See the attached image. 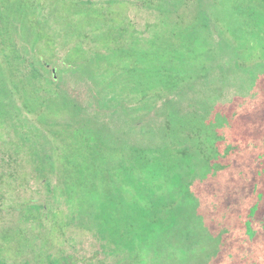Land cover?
I'll return each instance as SVG.
<instances>
[{
	"label": "trees",
	"instance_id": "obj_1",
	"mask_svg": "<svg viewBox=\"0 0 264 264\" xmlns=\"http://www.w3.org/2000/svg\"><path fill=\"white\" fill-rule=\"evenodd\" d=\"M210 1L160 0L156 7L163 18L146 38L128 21L125 4L114 7L116 0H0L3 61L13 57L21 63L27 58L29 53L14 38L20 27L39 29L44 40L38 65L30 62V76L13 83L11 77L19 78L16 65L8 77L15 86L34 81L49 92L38 96L42 105L35 113L50 133L46 140L50 150L44 145L34 149L31 144L36 142L32 141L23 143L28 149L22 150L28 151L27 162L34 164L38 178L51 191V179L56 178L59 193L70 206L65 210L71 213L67 222L60 223L55 214L62 209L35 205L37 213L25 214L20 224L33 219L35 227L45 231L44 210L50 209L53 230L74 225L99 241L91 255L62 254L50 264H162L160 248L183 245L192 250L199 240L193 228L215 220L219 210L207 207L201 185L218 182L219 176H226L223 173L232 172V166L221 160L232 155L229 139L238 137L210 125L206 116L219 118L223 110L231 109L226 96L233 86L250 84L264 96V79L258 73L264 67V53L258 55L260 63L249 62L233 38L247 22L255 25L248 34L264 38V0H233L231 8L227 0ZM49 7L55 12L69 11L58 36L78 52L65 64L80 69L91 82L92 97L87 104L63 87L54 75L56 69L49 76L42 72L48 70L56 50V39L43 19ZM40 79L46 81L45 88L37 83ZM23 100L33 112L30 100ZM45 102L61 106L57 115L48 112L44 116ZM153 111L165 115L159 131L150 123ZM61 152L63 157L56 158ZM16 153L21 155V149ZM12 158L21 165L17 157ZM260 160L264 162V156ZM251 199L252 205L238 218L249 232L264 204V177L262 185L254 183ZM22 229L19 226L16 232ZM106 256H114L115 261ZM0 264L6 263L0 259Z\"/></svg>",
	"mask_w": 264,
	"mask_h": 264
},
{
	"label": "rangeland",
	"instance_id": "obj_2",
	"mask_svg": "<svg viewBox=\"0 0 264 264\" xmlns=\"http://www.w3.org/2000/svg\"><path fill=\"white\" fill-rule=\"evenodd\" d=\"M93 1L105 3L107 0ZM159 1L116 0L117 5L114 7L119 9L120 3L125 4L127 6L125 16H128V21L135 25L142 37L147 38L159 27L163 18V14L156 7ZM233 2L227 0L229 4L227 8H231ZM221 11L223 12L222 9ZM68 14V9L64 12H55L50 7L44 12V25L56 39V50L55 56L51 57L48 70L42 69V72L49 76L56 69L54 75L61 81L63 87L87 104L92 97L91 82L86 76H82L84 73L80 69L73 65L69 67V63L65 64L72 53L73 58H76L78 52L73 50L72 43L68 44L58 36L62 29L59 26L66 20ZM251 23L242 24V28L233 38L238 48L245 51L246 60L260 63L258 55L264 53V38H253L248 34L247 31L255 27ZM40 33L39 29H31L28 25L20 27L19 34L14 36L18 39L21 50L29 53L21 63L13 57H6L3 61L0 54V62L4 68L3 80H0V86L4 88V94L0 96V159L4 160L0 180V259L6 264H50L62 254L79 257L91 255L99 246V241L91 232L74 225L64 227V231L53 230L49 224L51 219L48 218L50 209L44 210L47 225L45 231L37 229L33 219L27 224H20L25 214L37 213L35 205L45 204L52 210L62 209L61 213L57 211L55 214L60 223L67 222L71 215L66 211L70 206L60 195L56 178L51 179L53 188L51 191V187L38 178L33 169L34 164L27 162L26 158H30L28 151L23 153V150L28 149L24 148L23 143L30 144V141L36 142L31 144L34 149L37 145L40 149L44 145L50 150L46 142L47 138H51L50 133L39 121V115L35 113L42 105L38 96H48L49 92L41 90L34 81H29L28 85L15 86L8 77L16 65L20 67L17 71L19 78L11 77L13 83L30 76L29 67L32 65L30 62L38 65V51L42 52L43 47L45 48L44 40L41 41L39 37ZM85 43L84 46L87 47L88 41L85 40ZM12 50L13 47H10V53ZM48 57L47 55L46 58ZM258 71L260 77L264 79V67ZM37 83L43 88L46 86L45 80L40 79ZM226 97V105L233 109V112L231 109L223 110L224 112L221 110L223 113L219 118L213 114L207 115L206 122L221 128L228 136L232 134L238 137L229 139L233 146L232 155L223 156L221 160V163L232 166V172L223 173L226 176H219L218 182L201 185L207 199V207L214 211L218 209V213L216 211L218 215L215 220H205L193 228L199 234V240L193 243L192 250L185 249L183 245L160 248L159 262L162 264H264V204L260 206L259 215L253 221L252 231L249 232L246 226L238 223L239 215L253 203L251 196L254 183L262 185L264 177V162L260 160L264 156V133L261 134L264 132V96L249 84L229 88ZM24 98L30 100L33 112L26 109ZM186 105L187 103H184L187 108ZM59 108L61 106L57 103L45 102L44 116L47 117L46 114L49 112L54 117ZM209 110L213 111L210 107ZM149 119L155 130L159 131L164 124L165 115L153 111ZM43 134H46V138ZM28 138L30 140L26 141ZM246 148L249 153L252 150L254 152L248 155L244 151ZM20 149L21 155H18L16 151ZM257 151L262 152L260 157ZM11 156L14 159L17 157L21 165L17 166ZM55 156L58 159L63 157L62 152L56 153ZM237 168H240L242 173H238ZM213 200L218 203V208L214 206ZM98 208L99 204L95 201L93 211L96 214L99 213ZM19 226L23 228V232H16ZM175 239L177 240V237ZM106 257L110 262L115 261L114 256Z\"/></svg>",
	"mask_w": 264,
	"mask_h": 264
}]
</instances>
